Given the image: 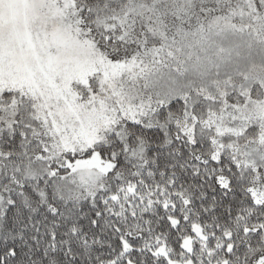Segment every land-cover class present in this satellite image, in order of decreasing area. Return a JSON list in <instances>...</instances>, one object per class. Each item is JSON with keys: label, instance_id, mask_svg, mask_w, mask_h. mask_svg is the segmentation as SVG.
<instances>
[{"label": "snow or ice", "instance_id": "snow-or-ice-1", "mask_svg": "<svg viewBox=\"0 0 264 264\" xmlns=\"http://www.w3.org/2000/svg\"><path fill=\"white\" fill-rule=\"evenodd\" d=\"M0 264H264V0H0Z\"/></svg>", "mask_w": 264, "mask_h": 264}]
</instances>
